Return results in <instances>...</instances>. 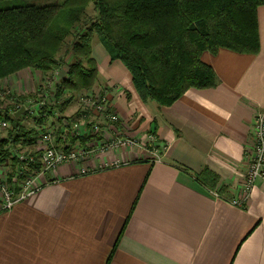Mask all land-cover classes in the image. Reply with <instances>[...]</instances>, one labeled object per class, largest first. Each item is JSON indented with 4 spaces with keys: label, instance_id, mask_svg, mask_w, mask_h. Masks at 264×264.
<instances>
[{
    "label": "crops",
    "instance_id": "crops-1",
    "mask_svg": "<svg viewBox=\"0 0 264 264\" xmlns=\"http://www.w3.org/2000/svg\"><path fill=\"white\" fill-rule=\"evenodd\" d=\"M257 21L258 53L204 52L217 87L192 88L168 107L141 101L129 70L95 38L92 89L107 95L122 130L140 141L154 132L166 153L153 163L148 144L95 157L87 173L72 163L47 173L41 190L0 212V264H264V186L232 203L264 107V5ZM205 168L224 198L198 180Z\"/></svg>",
    "mask_w": 264,
    "mask_h": 264
},
{
    "label": "trees",
    "instance_id": "trees-1",
    "mask_svg": "<svg viewBox=\"0 0 264 264\" xmlns=\"http://www.w3.org/2000/svg\"><path fill=\"white\" fill-rule=\"evenodd\" d=\"M3 1L12 0H0V79L28 68L53 73L66 64L56 84L57 99L66 90H91L96 84L95 38L112 61L129 70L141 101L160 107L171 106L192 88L217 87V73L202 61L204 52L230 49L253 55L261 47L257 10L264 0H65L63 5L4 7ZM92 3L96 14L87 18ZM16 113L0 112L11 122L8 140L0 143L31 146L37 132ZM198 180L224 198L219 176L209 168Z\"/></svg>",
    "mask_w": 264,
    "mask_h": 264
},
{
    "label": "built area",
    "instance_id": "built-area-1",
    "mask_svg": "<svg viewBox=\"0 0 264 264\" xmlns=\"http://www.w3.org/2000/svg\"><path fill=\"white\" fill-rule=\"evenodd\" d=\"M52 74L54 75L53 79L48 78L47 75L44 77L49 85L54 87L58 76L57 70L55 69ZM43 84L37 90H33L34 94L38 96L30 95L25 101L13 93L10 94L9 90H6L9 89L8 87L0 88V100L11 99L13 105V107L11 104L7 106L4 101L2 108L7 106L4 111L8 110L12 115L24 107L25 110L20 115L22 124L27 127L31 125L37 132L36 142L31 145L35 146V149L30 153L21 151L24 146L21 142L17 145L6 142L4 143L5 148L0 146V212L9 211L14 205L41 190L44 186L42 179L45 175L56 171L57 167L62 164H76L80 167V173L83 174L94 170L92 161L95 157L104 156L107 152H117L122 149L121 147L144 148L146 144L152 146L151 162L157 163L163 160L169 144L167 142L164 145L163 142L153 139V135H147L143 141L134 136L125 139L119 138V140L118 138L117 140L108 138L109 132L112 135L116 134L112 130L115 124H118L120 117L105 93L91 89L81 98L84 104L81 112L82 117L91 118L92 116L89 115L93 114L97 120L103 121L105 127L102 128L101 124L103 123L99 122H89L86 119L79 122L59 118L55 106L63 102L52 93L53 88L48 93L46 85ZM92 92L96 95L91 94ZM53 117L58 118V122H55V119L52 120ZM253 122L254 152L252 160L246 171L241 194L232 200L234 205L239 206L243 205L256 186L259 184L264 186V107L258 110ZM10 127L11 122L0 117V131L9 130ZM59 130H61L60 136L57 135ZM84 137L89 139L85 143L80 142L79 139ZM73 138L74 141H72ZM106 138L107 141H105ZM0 140H8V135L0 134ZM18 145H20L19 148ZM121 162V160H114L100 166H120ZM13 165L15 172L11 176V171L7 176L8 167L12 168ZM214 193L217 195L216 192Z\"/></svg>",
    "mask_w": 264,
    "mask_h": 264
},
{
    "label": "rangeland",
    "instance_id": "rangeland-1",
    "mask_svg": "<svg viewBox=\"0 0 264 264\" xmlns=\"http://www.w3.org/2000/svg\"><path fill=\"white\" fill-rule=\"evenodd\" d=\"M64 1L65 0H12L8 3H7V1H3V2H1V5L7 6L9 4V6H12L14 4L16 5V4H25V3H30V4H34V5H42V6L43 5H50V4L63 5L62 3H64ZM95 14H96L95 6L92 3L89 5L88 9L86 10L85 15L88 18L90 16H95ZM69 39H71V38H69ZM62 56H63V58H66V62H68V63L71 62V56L70 55H64L63 54ZM67 68L68 67L66 66V64H65V66L62 65V67L56 68V70L58 72V76L56 79L57 85H59L61 83L62 80H60V79L63 76V74ZM45 75H47L48 78L51 77L52 79L54 77V75L52 73H45L43 71H39V70H36L33 68L21 70V71L15 72V74H13V75H9V76L3 77V79H0V88L8 87L9 89H6V90H9L8 92H10V94L13 93V95H15V96L17 95V97H20L22 101H25L26 99H28V97L30 95L38 96V95L34 94L35 91H33V90H37L41 86V84H43L46 81V79L44 77ZM50 83H52V81H50ZM43 85H46L48 93H50L51 89L53 88L52 93L56 94V91H54V89L57 88V86L51 87V85H49V83L47 81ZM92 90L97 91L95 89H92ZM87 92H89V91L88 90H80L79 92H75V93H73L71 91H67V90L64 91V93H62L61 96L59 97V99L62 100L63 103H59V104H57V106H55V109H57V113H58L59 118L61 117L62 120L63 119H67V120L71 119L72 121H79V122L85 121V119H86L89 122L103 123L102 120H97V118H95L93 116V114L89 115V116H92L93 118L92 117L91 118H87V117L83 118L82 117L81 112H82V109L84 107V104H83V100H81V98H82V96L86 95ZM97 92H99V91H97ZM91 94H95V93L92 92ZM4 101H5V104L7 106H9L12 103L11 99H6ZM4 101L0 100V111H4V109L7 108V106L4 109L2 108L4 106V104H3ZM60 105H62L64 107L63 113H61V111H60ZM12 107H13V105H12ZM113 107H114V105H113ZM53 119H55V122H58V118L53 117L52 120ZM119 120H120V118H119ZM119 120H118V124H115L114 129L112 130L113 133H116V134L112 135L111 132H109L110 136L109 137L107 136L110 140H117V138H118V140H119V138L125 139V138H129L132 136V135H130V132L126 131V129L122 130V127H120L121 124H120ZM101 125H102V128L105 127L104 123ZM116 127L119 129H117ZM28 128H33V127L31 125H29ZM8 131L9 130L0 131V134H2V135L6 134L9 136ZM148 135H153V137H154L153 139L158 140L159 142H163L164 145H165V143H167L165 141L159 140L155 136L154 132H150ZM105 141H107V138ZM109 142H114V141H109ZM0 146L5 148L4 143H0ZM147 146L148 145L146 144V146H144V147L147 148ZM19 147H20V145H18V148ZM134 147L137 148V146H134ZM134 147H132V148H134ZM121 148L125 149V150L126 149L132 150V148H123V147H121ZM33 149H35V146L24 145V146H22L21 151H24V153H30ZM249 166H250V164H248L247 169L249 168ZM7 170H8L7 176H9V173L11 171H12V173H11V176H12L13 172H15L14 165L12 166V168L8 167Z\"/></svg>",
    "mask_w": 264,
    "mask_h": 264
},
{
    "label": "water",
    "instance_id": "water-1",
    "mask_svg": "<svg viewBox=\"0 0 264 264\" xmlns=\"http://www.w3.org/2000/svg\"><path fill=\"white\" fill-rule=\"evenodd\" d=\"M25 108L22 107L19 111H17V113L15 114V118L17 119L18 117H20V115L24 112Z\"/></svg>",
    "mask_w": 264,
    "mask_h": 264
}]
</instances>
